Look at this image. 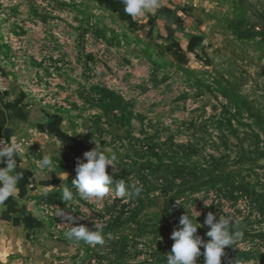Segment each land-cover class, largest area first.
Here are the masks:
<instances>
[{
	"label": "rangeland",
	"instance_id": "1",
	"mask_svg": "<svg viewBox=\"0 0 264 264\" xmlns=\"http://www.w3.org/2000/svg\"><path fill=\"white\" fill-rule=\"evenodd\" d=\"M159 4L133 18L123 0H0V142L24 147L0 205V264H167L194 208L201 225L230 213L242 233L222 264H264V0ZM96 142L139 196L113 184L81 198L77 158ZM45 155L55 171L35 180ZM94 222L103 244L67 237Z\"/></svg>",
	"mask_w": 264,
	"mask_h": 264
},
{
	"label": "clouds",
	"instance_id": "2",
	"mask_svg": "<svg viewBox=\"0 0 264 264\" xmlns=\"http://www.w3.org/2000/svg\"><path fill=\"white\" fill-rule=\"evenodd\" d=\"M123 3L124 11L133 18L150 8L154 10L161 6L159 0H123ZM34 141L37 140L33 138L31 143ZM23 151V143L16 135H12L7 143L0 142V163L5 164L4 167H0V205H3L9 197H15L17 194V184L23 179V172L16 170L18 167L17 156L22 155ZM116 159L114 153L101 147L97 142L94 148L83 153L82 158H77L76 175L72 180V186L77 189L82 199L102 200L108 195L113 184H115L116 197L123 198L141 194L142 187L134 183H126L123 179L114 181L113 175H109L106 171L109 166H112L114 172L117 171ZM37 169L39 171L34 172L35 180L46 179L48 173L55 171L52 158L48 155L43 156L41 160L37 161ZM57 174L63 182L68 180L66 171ZM61 198L64 201L73 199V193L69 187L63 186ZM208 205L210 204H205V206ZM194 211L196 213L194 218L186 212L181 215L178 226L172 231L170 238L174 243L171 251L167 254V264H197V258L201 255L204 257L203 264H222L226 247L234 245L242 237V233L230 230L233 223L230 213L220 215L217 219L215 213L208 212L203 225H201L196 220L200 213L195 208ZM68 220L71 221L72 217L69 216ZM203 226L208 227L206 236L210 239L207 241L197 234V229ZM66 235L69 239L77 242L83 241L92 246L104 242L103 225L95 222L92 229L85 225L73 226ZM201 248H203V252H201ZM230 264H241V262L235 259Z\"/></svg>",
	"mask_w": 264,
	"mask_h": 264
},
{
	"label": "trees",
	"instance_id": "3",
	"mask_svg": "<svg viewBox=\"0 0 264 264\" xmlns=\"http://www.w3.org/2000/svg\"><path fill=\"white\" fill-rule=\"evenodd\" d=\"M137 264H144V263H137Z\"/></svg>",
	"mask_w": 264,
	"mask_h": 264
}]
</instances>
